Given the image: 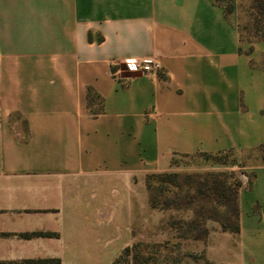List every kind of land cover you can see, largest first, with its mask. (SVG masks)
I'll return each mask as SVG.
<instances>
[{"label":"crops","instance_id":"crops-1","mask_svg":"<svg viewBox=\"0 0 264 264\" xmlns=\"http://www.w3.org/2000/svg\"><path fill=\"white\" fill-rule=\"evenodd\" d=\"M260 145L264 39L243 43L221 3L0 0V264H99L134 240L119 213L134 222L147 175L203 152L249 175L209 258L264 264V161L243 157Z\"/></svg>","mask_w":264,"mask_h":264},{"label":"rangeland","instance_id":"rangeland-1","mask_svg":"<svg viewBox=\"0 0 264 264\" xmlns=\"http://www.w3.org/2000/svg\"><path fill=\"white\" fill-rule=\"evenodd\" d=\"M219 1L224 6L230 2L233 3V10L230 13L236 16L243 43L260 38L261 32L257 33L253 24L254 12L250 7V0ZM262 18L264 19V15ZM222 155L225 160H232L233 158L230 153H222ZM263 155L264 151L253 150L244 154L243 157L250 162H261L264 161L261 158ZM212 160L202 154L193 155L185 158L182 167L176 169V171L187 173L231 170L228 164L215 163ZM235 171L241 179L248 175L239 166H235ZM232 179L228 177V181ZM151 180L154 185H157L153 179ZM192 191L193 189L189 185H183L181 188L170 186L162 191L161 195L162 197L174 196L179 206L152 208L149 204L146 184L147 203L140 201V197L136 196L134 222L132 223L133 212L120 211L119 213L120 233L132 231L134 235V240L128 245L131 247L130 255L119 254L125 248L121 249L123 238L120 235L119 244L114 249V255H100L99 264H110L118 254L124 256H121L116 264H223L211 260L208 256V247L213 244L212 237L222 231L218 223L210 219L203 220L199 218L198 226L191 227V220H197L194 210L199 205H203L205 209L212 205L211 201L206 199L195 201L193 204L188 203V195ZM205 227L208 232H205L199 238H195V234ZM216 242V252L218 251L219 258H222L223 239L216 238Z\"/></svg>","mask_w":264,"mask_h":264},{"label":"trees","instance_id":"trees-1","mask_svg":"<svg viewBox=\"0 0 264 264\" xmlns=\"http://www.w3.org/2000/svg\"><path fill=\"white\" fill-rule=\"evenodd\" d=\"M220 2L219 0H215ZM224 6V4H222ZM233 3L230 2L225 5L224 8L227 13L233 10ZM250 7L253 9V24L257 33L261 32L260 38L264 39V0H250ZM239 26V25H238ZM240 31V27H239ZM240 40L242 36L240 32ZM253 41V40H252ZM91 96V92L89 94ZM253 150L264 151V145H260ZM215 163H225L237 165L236 157L232 160H225L222 153L213 154L208 152L201 153ZM231 155V154H230ZM264 160V155L261 156ZM238 166V165H237ZM228 177L233 178L228 181ZM153 179L157 185H154ZM147 189H148V200L152 208H167L168 206L174 205L179 206L173 196L162 197V191L166 190L170 186L174 188H181L183 185H189L193 191L188 195V203L193 204L195 201H202L204 199L211 201L212 205L205 209L203 205H199L194 211L197 220H191V227L198 226V220L210 219L216 221L222 231H228L231 233H237L240 230L239 226V203L238 194L242 186V179L236 175L235 167H232L230 171H205V172H187L180 173L176 170H166L161 172H153L147 175ZM162 197V199H161ZM203 230V231H202ZM208 232L205 227L201 229L195 238H199L202 234ZM131 247L126 246L120 254L130 255ZM117 256L111 264H116L120 257ZM26 263H39V264H56L59 262L58 259H37V260H25Z\"/></svg>","mask_w":264,"mask_h":264},{"label":"built area","instance_id":"built-area-1","mask_svg":"<svg viewBox=\"0 0 264 264\" xmlns=\"http://www.w3.org/2000/svg\"><path fill=\"white\" fill-rule=\"evenodd\" d=\"M124 65L129 71L133 72H149L157 70L160 67V61L157 59H150L146 61H139L135 58H128L124 60ZM242 180H247V176Z\"/></svg>","mask_w":264,"mask_h":264}]
</instances>
